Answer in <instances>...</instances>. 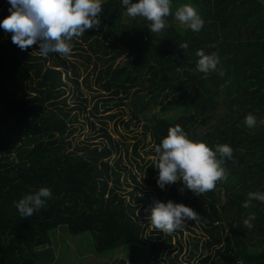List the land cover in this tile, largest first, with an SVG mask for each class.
Instances as JSON below:
<instances>
[{"label": "trees", "instance_id": "obj_1", "mask_svg": "<svg viewBox=\"0 0 264 264\" xmlns=\"http://www.w3.org/2000/svg\"><path fill=\"white\" fill-rule=\"evenodd\" d=\"M182 3H191L202 16L199 31L175 23ZM8 8L7 0H0V19ZM97 19L98 26L70 43L87 62L100 61L101 68L92 67L95 82L116 98L94 102L88 113L96 116L122 105L121 93L134 113L159 98L151 127L156 144L175 125L209 147L228 144L232 158L222 165L225 177L216 182L217 193L213 188L197 195L186 188L189 196L180 201L171 183L168 194L197 213L187 222L200 225L207 236L197 264H264V202L253 199L242 207L249 191H264V1L172 0L160 32H151V22L143 17H129L120 0H102ZM10 36L0 28V264H48L57 228L88 233L94 254L107 259L144 241L149 221L136 217L134 203L146 199L132 191L126 199L119 192L120 158L109 161L111 136L104 131L106 143L71 148L69 137L86 109L84 103H67L69 92H80L77 66L56 52L41 55L38 44L21 50ZM184 42L186 49L180 48ZM197 49L216 51L224 75L195 71ZM247 113L256 118L252 128L244 123ZM153 166L139 168L146 183L157 186ZM40 186L49 187L51 196L39 211L22 217L14 202ZM249 213L255 214L251 228L243 224ZM149 244L150 263L158 264L167 243Z\"/></svg>", "mask_w": 264, "mask_h": 264}, {"label": "clouds", "instance_id": "obj_2", "mask_svg": "<svg viewBox=\"0 0 264 264\" xmlns=\"http://www.w3.org/2000/svg\"><path fill=\"white\" fill-rule=\"evenodd\" d=\"M172 0H120L129 17H143L150 21L151 32H160L165 25L164 18L170 14ZM8 15L0 19V28L11 33L13 44L24 50L26 46L38 44L40 54L56 52L67 55L71 50L70 39L80 36L85 29L100 24L97 19L101 12L102 0H7ZM175 18L192 31H199L204 20L191 3H182L174 13ZM186 42L180 48L186 49ZM195 71L205 77L210 72L224 75L220 57L216 51L205 52L197 49ZM227 83V82H226ZM244 123L252 128L256 124L253 114L247 113ZM155 153V183L163 190L166 185L182 182L183 187L197 195L212 190L218 180L225 177L223 164L232 158V148L228 144L209 147L202 140L188 138L179 125L169 127L166 136L153 146ZM49 187L40 186L24 194L14 202L18 213L30 216L45 206L51 196ZM255 199L264 202V191H249L242 207L247 208ZM151 224L164 232L180 229L188 220L198 218L190 207L171 199L153 200L148 215ZM254 213L243 220L247 228L253 225Z\"/></svg>", "mask_w": 264, "mask_h": 264}, {"label": "rangeland", "instance_id": "obj_3", "mask_svg": "<svg viewBox=\"0 0 264 264\" xmlns=\"http://www.w3.org/2000/svg\"><path fill=\"white\" fill-rule=\"evenodd\" d=\"M124 19L127 20V18ZM174 21L181 27L185 28L187 26L176 18ZM75 47L76 45L71 43L70 53L62 55L67 61H72L77 66L79 74L78 90L80 92L76 91L74 95L69 92L67 103L69 105L84 103L86 109L79 115L76 122L77 130L69 137L72 143L71 148H74L75 145L106 143L103 133L105 131L109 134L114 144L109 161L114 164V161L120 158L118 162L121 173L119 192L125 195L126 199L130 198L129 191L140 198L146 199L145 204L140 200L134 204L136 205V217L147 219L149 224L144 230V241L120 248L109 259L97 257L94 254L93 243L88 233L71 235L66 230L57 228L51 237L52 255L48 264H117L120 259L124 260V264H151L152 254L150 253L149 243L159 240L166 241L167 247L157 256L158 264H173L170 259L176 264H197L196 260L203 253L201 244L207 237L200 225L191 226L186 222L178 230L164 232L155 228L148 217L149 207L153 200L171 199L175 202L168 194L170 184L166 185L163 190L158 186L148 185L144 168H139L143 163H154L153 146L156 142L152 137L151 127L154 116L159 114L160 99L158 98L155 105H150L144 112L134 113L128 104V99L121 93L119 95L123 99L122 105L111 106L109 111L99 112L96 116H91L88 111L92 110L91 106L94 102L98 101L99 105L100 101L114 96L103 91L95 82V71L92 67L93 63H97V68H101L100 61L92 57V60L87 62L82 56L78 55L79 50H76ZM35 50H39V47ZM81 53L83 54L84 51ZM121 57H118L115 63L120 61ZM85 77L89 87L84 84L83 78ZM67 83L69 89L75 88L72 83ZM108 113H114V118H108ZM89 121L94 122V127L89 125ZM101 121H104V124ZM174 185L180 195V201L189 196L181 181L177 180ZM217 186L216 183L214 187L216 193L218 191ZM159 193L161 196H159ZM220 195L221 201H223L222 192ZM188 203L193 207L189 200L188 202L186 200L185 204Z\"/></svg>", "mask_w": 264, "mask_h": 264}]
</instances>
